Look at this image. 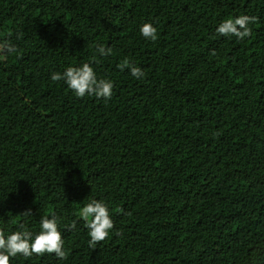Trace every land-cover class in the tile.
<instances>
[{
  "label": "trees",
  "instance_id": "1",
  "mask_svg": "<svg viewBox=\"0 0 264 264\" xmlns=\"http://www.w3.org/2000/svg\"><path fill=\"white\" fill-rule=\"evenodd\" d=\"M40 2L0 0V230L55 214L66 256L10 264H264V0ZM239 15L248 37L216 32ZM83 63L110 100L50 79ZM93 198L114 221L94 248Z\"/></svg>",
  "mask_w": 264,
  "mask_h": 264
},
{
  "label": "clouds",
  "instance_id": "2",
  "mask_svg": "<svg viewBox=\"0 0 264 264\" xmlns=\"http://www.w3.org/2000/svg\"><path fill=\"white\" fill-rule=\"evenodd\" d=\"M254 21L255 18L248 15L227 17L218 24L216 32L221 36H235L243 40L250 35V25ZM139 32L146 40L155 41L157 39V28L152 22L142 23ZM4 48L9 54L15 50L9 43H5ZM96 52L100 56H109L113 49L111 46L105 47L103 44H98ZM119 67L127 68L137 80L145 75L141 67L132 64L127 59ZM50 79L62 80L77 98L94 96L107 101L113 95L114 82L110 78L99 77L90 63L67 66L63 72H53ZM31 214L30 209L23 212L24 217ZM79 216L85 221V227L88 230L89 247L94 248L98 242L104 241L114 228L110 207L102 199L93 198L84 204L79 210ZM58 223V217L55 214L42 215L39 220V230L35 233L24 225L9 234L0 230V264H10V258L18 255L31 257L34 254L55 253L56 257L65 258L64 240Z\"/></svg>",
  "mask_w": 264,
  "mask_h": 264
},
{
  "label": "rangeland",
  "instance_id": "3",
  "mask_svg": "<svg viewBox=\"0 0 264 264\" xmlns=\"http://www.w3.org/2000/svg\"><path fill=\"white\" fill-rule=\"evenodd\" d=\"M40 3H41V5L43 6V3H44L43 0H41ZM46 11H47V10H46L45 7L43 6V13H45Z\"/></svg>",
  "mask_w": 264,
  "mask_h": 264
}]
</instances>
